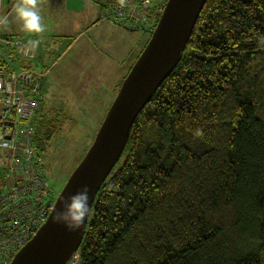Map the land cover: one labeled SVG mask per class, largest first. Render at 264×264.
Wrapping results in <instances>:
<instances>
[{
	"label": "trees",
	"instance_id": "trees-1",
	"mask_svg": "<svg viewBox=\"0 0 264 264\" xmlns=\"http://www.w3.org/2000/svg\"><path fill=\"white\" fill-rule=\"evenodd\" d=\"M263 86L264 0H206L96 193L78 264H264Z\"/></svg>",
	"mask_w": 264,
	"mask_h": 264
},
{
	"label": "water",
	"instance_id": "water-1",
	"mask_svg": "<svg viewBox=\"0 0 264 264\" xmlns=\"http://www.w3.org/2000/svg\"><path fill=\"white\" fill-rule=\"evenodd\" d=\"M206 0H167L142 51L122 79L95 137L56 196L54 207L10 264H66L77 251L88 221L75 233L52 223L62 197L89 189L90 209L96 193L120 159L132 125L163 80L180 61ZM62 210V209H59Z\"/></svg>",
	"mask_w": 264,
	"mask_h": 264
},
{
	"label": "built area",
	"instance_id": "built-area-1",
	"mask_svg": "<svg viewBox=\"0 0 264 264\" xmlns=\"http://www.w3.org/2000/svg\"><path fill=\"white\" fill-rule=\"evenodd\" d=\"M167 0H108L103 19L129 30L152 31ZM0 15H3L0 13ZM34 40H9L22 59L34 58ZM44 73L32 67L5 72L0 63V264H10L54 207L44 157L33 142ZM34 96V97H33ZM76 251L66 264H78Z\"/></svg>",
	"mask_w": 264,
	"mask_h": 264
},
{
	"label": "rangeland",
	"instance_id": "rangeland-1",
	"mask_svg": "<svg viewBox=\"0 0 264 264\" xmlns=\"http://www.w3.org/2000/svg\"><path fill=\"white\" fill-rule=\"evenodd\" d=\"M48 1L49 0H37L36 7V11L41 17V24L46 32L43 30L40 33H27L22 29L21 22L16 20L14 15L10 14L16 0H0L4 9L3 11L0 10V13L3 15L9 14V23L7 25H0V63L3 65L6 73L11 71H21L26 68V62H29L30 66L36 71L44 73L41 90L38 96L34 95L35 98L40 101L36 116L43 115L50 118V115L59 113V119L62 121V127L52 139L50 148L43 156V168L46 170V178L57 195L71 171L76 167L92 143L96 131L98 130V127L119 88L117 85V91L114 90L115 93H112L113 90H110L109 95L112 97H107L108 101L106 102L103 101V103H105L104 107H101L100 109H88L87 107H80L82 105L84 106L86 103L91 104L88 100L81 101L83 93L79 92L81 96H78L77 98L76 95H78V93L73 92L72 88L70 90L63 88L65 83L69 84L72 80L75 81V77L71 76L69 78L71 82L68 81L62 83L61 74L63 71L67 70L84 71V69H92V67L94 70L96 67H99L103 60L110 62V56H112L113 53L115 56H120V64L123 65L120 67L122 68L120 77H125L128 72L127 70L129 65L136 60L137 56L144 48L143 45L146 44L150 38L151 31L138 29L131 30L134 32H127L125 35H128L126 36V42L129 44L128 46L126 43H123L122 37H120L115 31L111 32V34L109 33L108 35L102 34V36L99 35L100 38L93 41L95 46H89L94 39L93 38L88 42V44H86L87 49L85 48L83 50L82 46L84 45H82V41L84 38L88 37V35H92L93 31H91L86 35V37H83L80 40V43L78 41L62 53L56 61H54L58 54L61 53L64 45L61 46L52 44L50 41L53 39L51 37H47L49 31L51 32L54 30L51 25H49V22L45 21L46 19L44 18L45 13L48 15L50 11L48 6L44 5V3H48ZM17 39L22 40L23 42L36 40L38 43L37 56L26 60L18 57L16 50H13L8 43L9 40L15 41ZM135 42L136 45L134 44ZM132 51L133 53H131ZM73 57L77 61H75ZM82 59L85 61H80ZM69 63L75 66V70L68 69ZM112 78L113 76L108 77V81ZM118 80L119 79H117V81ZM92 94L98 95V92H94ZM256 103L257 113L264 119V86L257 92ZM100 104L101 102L98 103V105ZM96 111L98 112V116L96 115L95 117ZM92 113L93 115H91Z\"/></svg>",
	"mask_w": 264,
	"mask_h": 264
},
{
	"label": "crops",
	"instance_id": "crops-1",
	"mask_svg": "<svg viewBox=\"0 0 264 264\" xmlns=\"http://www.w3.org/2000/svg\"><path fill=\"white\" fill-rule=\"evenodd\" d=\"M107 1L108 0H49L48 3H44V5L48 6V9L50 10L48 15H46L45 13V21H48L49 25H51L52 29H54L51 32L49 31L47 37H51L53 39L52 41H50V43L52 44L61 46L64 45V48L62 49L61 53L58 54L57 58H55L54 61H56L62 55V53H64L68 48L72 47L78 41L80 43V40L83 37H86V35L89 34L91 31H93V36L88 35V37L84 38V40L82 41V45H84L82 46L83 50L85 48L87 49L86 44H88L91 39L94 38L89 44V46L93 47L95 46V43L93 41L100 38L102 34L108 35L109 33L111 34V32L113 31H115L120 37H122L123 43H126L127 46L129 45L126 42V36L128 35L125 34L127 32L134 31L128 30L127 28L121 25H117L110 20L102 18V14L104 12ZM0 10H4L2 3H0ZM34 41L37 43L36 40ZM134 44L136 45V42ZM131 53H133V51ZM110 57V62L107 61V63L105 60H103L100 63L99 67H96L97 69L95 68L94 70L93 67L92 69L86 68L84 69V71L75 70V66L69 63L68 69H74L75 71L67 70L63 71V73L61 74L62 83L70 81L69 78L71 76L75 77V81L72 80V82L70 81L71 83H65L63 85L64 89L70 90L72 88L73 92L78 93V95H76L77 98L78 96H81L79 92L83 93L81 96V101L88 100V102L91 103H86L84 106L82 105L80 107H87L88 109H100L101 107H104L105 103H103V101L106 102L108 101L107 97H112L109 95L110 90H113L112 93L114 92V90L117 91L116 87H118L117 85L119 84L120 79L123 77H120L122 70V68L120 67L123 65L120 64L119 55L115 56L112 53V56ZM75 61L77 60L75 59ZM80 61L85 60L82 59ZM133 62L131 64H133ZM131 64L129 65L128 69L130 68ZM26 67H31L29 62H26ZM109 75L113 76V78L110 80L111 82L108 81V77H110ZM117 79L119 80L117 81ZM105 85L108 86L106 87ZM94 92H98V95H93L92 93ZM97 102H101V104L98 105ZM91 115H93V113ZM96 115L98 116L97 111L95 113V117Z\"/></svg>",
	"mask_w": 264,
	"mask_h": 264
},
{
	"label": "clouds",
	"instance_id": "clouds-1",
	"mask_svg": "<svg viewBox=\"0 0 264 264\" xmlns=\"http://www.w3.org/2000/svg\"><path fill=\"white\" fill-rule=\"evenodd\" d=\"M36 7L37 0H16L10 13L14 15L16 20L21 22L22 29L27 33H40L44 30ZM8 15H0V25L9 23ZM35 46L36 43L33 42L32 47ZM89 199V189L87 187L72 196L70 202L67 198L62 197L60 207L52 214V223L62 225L70 233L79 231L90 215Z\"/></svg>",
	"mask_w": 264,
	"mask_h": 264
}]
</instances>
